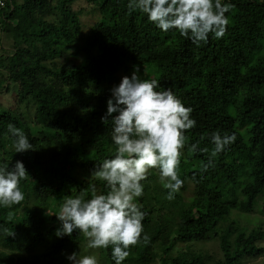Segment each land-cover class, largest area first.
Returning <instances> with one entry per match:
<instances>
[{
    "label": "trees",
    "instance_id": "obj_1",
    "mask_svg": "<svg viewBox=\"0 0 264 264\" xmlns=\"http://www.w3.org/2000/svg\"><path fill=\"white\" fill-rule=\"evenodd\" d=\"M81 1L97 14L85 33L73 10ZM128 2L6 0L0 9L9 42L1 48L0 91L16 85L19 103L17 110L0 105V167L20 160L29 173L20 184L25 200L0 206V264H72L66 257L86 239L79 231L57 238L55 215L67 196L107 191L91 175L116 148L112 118L101 117L110 89L134 65L141 79H157L158 91L171 88L191 107L196 126L185 133L175 199L166 198L157 170L142 182L137 203L150 241L130 248L123 264H242L264 256V0H224L234 5L226 34L199 45L129 13ZM9 123L25 132L31 151L11 147ZM214 132L236 140L204 171ZM210 240L221 258L197 247ZM98 251L99 261L114 264L111 248Z\"/></svg>",
    "mask_w": 264,
    "mask_h": 264
},
{
    "label": "clouds",
    "instance_id": "obj_2",
    "mask_svg": "<svg viewBox=\"0 0 264 264\" xmlns=\"http://www.w3.org/2000/svg\"><path fill=\"white\" fill-rule=\"evenodd\" d=\"M127 7L129 13L146 14L148 21L160 30H177L182 37L199 45L207 42L210 34L216 39L224 37L229 25L226 13L234 5L224 0H129ZM133 67L131 76H123L119 84L110 89L107 111L101 117L103 123L112 118L111 138L116 148L114 155L104 159L91 175L103 182L107 191L97 192L93 186L88 198L83 192L67 196L55 215L60 221L55 232L57 238L71 237L79 231L87 241V249L111 248L114 264H123L130 255V248L141 240L145 244L150 241L144 233L146 213L137 199L144 195L142 182L148 180L151 170L158 171L168 200L175 199L183 187L178 168L188 142L185 133L196 126L191 117L193 109L186 107L171 88L158 91L157 79H141L139 65ZM7 127L16 153L32 150L21 128L11 123ZM210 139L214 147L208 164L202 166L204 171L212 164V157L235 142L236 135L221 136L214 132ZM188 150L195 152L197 144H191ZM28 176L20 160L10 169L0 167V206L11 209L25 200L20 184ZM8 219H12L11 213ZM66 258L72 264H99L96 255L73 252Z\"/></svg>",
    "mask_w": 264,
    "mask_h": 264
},
{
    "label": "rangeland",
    "instance_id": "obj_3",
    "mask_svg": "<svg viewBox=\"0 0 264 264\" xmlns=\"http://www.w3.org/2000/svg\"><path fill=\"white\" fill-rule=\"evenodd\" d=\"M73 10L79 13V20L81 23V31L82 33L87 32V30L96 22L97 20V14L92 10L91 5L85 3V2H78L73 5ZM93 11V12H92ZM0 55H6L5 52L1 50L2 47L6 48L8 47L7 44L9 43L7 39L4 37L3 34L0 32ZM60 62H62V59H59ZM122 78V77H121ZM120 78V81H121ZM0 79H4L3 77H0ZM4 85V84H1ZM16 85H13L9 83L7 90L0 91V105L3 107H10V109L17 110L19 107L18 101H14V99H18L17 93H16ZM14 88V89H13ZM218 241L216 240H210L204 243L199 244L197 247L202 250L203 252L207 253L210 256H213L214 260L221 258V253L219 251L218 247ZM87 241L83 242L81 245L80 250L78 251L79 255H96L98 258V261L100 260V254L98 250H92L86 248ZM264 246V243H263ZM99 264H103L102 261H99ZM242 264H264V256L244 260Z\"/></svg>",
    "mask_w": 264,
    "mask_h": 264
},
{
    "label": "built area",
    "instance_id": "obj_4",
    "mask_svg": "<svg viewBox=\"0 0 264 264\" xmlns=\"http://www.w3.org/2000/svg\"><path fill=\"white\" fill-rule=\"evenodd\" d=\"M10 1L11 0H8V2H10ZM5 2H6V0H0V9L5 6Z\"/></svg>",
    "mask_w": 264,
    "mask_h": 264
}]
</instances>
